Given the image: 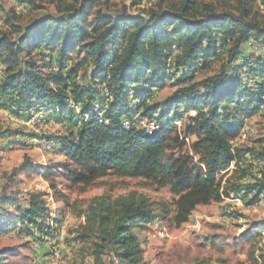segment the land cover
I'll use <instances>...</instances> for the list:
<instances>
[{
  "label": "trees",
  "instance_id": "obj_1",
  "mask_svg": "<svg viewBox=\"0 0 264 264\" xmlns=\"http://www.w3.org/2000/svg\"><path fill=\"white\" fill-rule=\"evenodd\" d=\"M101 1L76 0L57 14L0 33V108L20 116L43 108L72 126L69 137L55 139L59 151L87 172L69 170L68 178L90 184L113 169L170 185L179 196L174 202L177 226L189 222L197 207L232 195L251 204L264 198V140L260 148L234 144L246 120L264 108V23L252 12L257 2L264 7V0H237L238 6L222 10L204 0H175L145 14L126 9L110 13ZM16 2L38 8L36 0ZM251 40L262 53L251 48ZM217 62V74L196 80ZM245 77L254 79V85L248 86ZM168 80L177 85L174 95L163 105L151 104ZM98 102L103 105L100 112L94 110ZM190 111L196 115H188L179 129L176 121ZM136 113L155 118L159 129L148 133L125 126ZM192 137L191 152H185L186 138ZM247 156L258 162L257 174L240 170ZM30 163L25 156L18 170H32L27 168ZM232 165L233 171L242 172L240 179L250 176L251 181L227 178L223 183ZM52 167L41 174L58 198ZM46 195L30 191L23 206L17 197L0 193V234L14 227L39 241L50 236L56 218ZM10 205L16 207L15 214L6 210ZM77 214L85 220L76 240L87 246L94 264H145L139 232L156 218L145 194L97 195ZM259 230L248 235L258 239L248 252L250 264H264ZM8 254L7 248L0 249V264H10Z\"/></svg>",
  "mask_w": 264,
  "mask_h": 264
},
{
  "label": "rangeland",
  "instance_id": "obj_2",
  "mask_svg": "<svg viewBox=\"0 0 264 264\" xmlns=\"http://www.w3.org/2000/svg\"><path fill=\"white\" fill-rule=\"evenodd\" d=\"M175 0H102L101 6L110 13H120L126 9L131 14H145L150 9H158L162 4ZM217 6L218 10L225 7L238 6L237 0H204ZM77 4L76 0H36L38 8L33 9L26 4L17 3L16 0H0V33L14 32L12 26H25L31 21L46 14H57L60 8L67 4ZM252 12L258 14L259 20L264 23V7L255 3ZM13 38L18 37L13 33ZM253 40L250 41L251 44ZM257 53L263 50L251 47ZM89 67L84 68L80 76L85 77ZM221 62H217L211 69L200 71L196 80H203L217 74ZM49 70H44L48 73ZM0 73L2 68L0 66ZM0 74V77H1ZM80 79V77H79ZM254 79L247 83L253 86ZM177 90L175 81L168 80L166 87L156 91L150 103L163 105ZM183 107L181 108V110ZM24 115H14L6 109L0 108V193L17 197L18 204L25 206L28 192L43 191L48 205L52 210L51 222L54 232L46 239L39 241L28 234L24 229L9 228L0 234V249L7 248V260L10 264H37L38 258L56 247L62 253V258L53 260L50 264H94V258L88 254L87 246L78 242V231L84 224V217L78 216V211L85 210L90 200L97 195L111 196L129 195L132 193L145 194L151 201L156 218L139 232L140 239L145 248V264H250L248 252L257 242V236L249 238L260 227V234L264 236V198L257 203H249L236 198H226L222 202H213L201 205L193 212L190 221L177 226L174 222L175 200L179 197L172 192L171 186H159L151 180L142 177L123 175L113 169L97 178L90 184L80 183L73 177L68 178L69 170L87 172L83 165L72 161L65 153L57 150L50 152L45 149V143L56 140L55 137H69L72 126L67 122H59L48 113L33 109L23 112ZM137 114V113H136ZM133 117L135 119L136 117ZM176 121L181 129L187 116ZM133 125L144 129L142 123L132 120ZM15 131L29 137L27 146L13 145ZM155 132V131H154ZM153 133V132H152ZM17 134V133H16ZM44 136L49 138H43ZM195 138H186L185 152H191L190 144ZM264 140V108L251 119L246 120L239 136L235 139L236 146L260 148ZM57 141V140H56ZM25 156L31 159L26 173L18 168L25 163ZM264 161H260V165ZM47 166H53L58 186V198L53 195L50 182L41 172ZM224 177L232 182H250V176L240 179L241 171H233ZM249 170V175L257 174L259 164L251 156L243 159L240 170ZM10 214L16 213L15 206H7ZM52 242V245H51ZM39 244V247L37 246ZM54 244V245H53Z\"/></svg>",
  "mask_w": 264,
  "mask_h": 264
},
{
  "label": "bare ground",
  "instance_id": "obj_3",
  "mask_svg": "<svg viewBox=\"0 0 264 264\" xmlns=\"http://www.w3.org/2000/svg\"><path fill=\"white\" fill-rule=\"evenodd\" d=\"M2 75V74H1ZM1 78L2 77H0V81H1ZM244 81H245V83L247 84L248 82H250L251 81V78H248V77H245L244 78ZM105 92H106V94L108 95V91H107V89H105ZM106 97V96H105ZM107 100V99H106ZM107 101H109V100H107ZM74 102V101H73ZM73 102H70V104H71V106L72 107H74V108H76V110L78 111V110H80V105L79 104H76V103H73ZM102 108H103V105L101 104V103H96L95 104V107H94V110L95 111H101L102 110ZM37 111L39 112V111H41V112H44L45 113V110L43 109V108H39V109H37ZM194 113H195V115H196V112L195 111H190L189 112V114L191 115V116H194ZM100 115H102V112L100 113ZM135 116V115H134ZM133 116V117H134ZM87 119V117L85 118V120ZM135 119L137 120V122H140V123H142L143 124V126L145 127L144 128V130L145 131H147L148 133H152V132H154V131H156V130H158L159 129V125H158V122L156 121V119L155 118H147V117H144V116H142L141 115V113H137L136 114V117H135ZM135 119H132V120H134L135 121ZM132 120H127V121H125L124 122V125L125 126H130V125H133V121ZM147 120H149V121H151V122H155V123H157V125L155 126V127H151V128H149L148 130H147ZM82 124V123H81ZM80 124V125H81ZM138 126H140V125H138ZM137 126V127H138ZM22 142H24V143H22ZM30 141L29 140H26V136L24 135L23 136V134L22 133H17V134H15L14 135V137H13V145L14 146H17V147H24V145L25 146H27V144L29 143ZM42 146H44V148L45 149H47V150H49L50 152H54V151H57V150H59L60 148H61V144H60V142L59 141H56V140H50L49 142H47V143H45L44 145H42ZM262 164L264 165V162H262ZM51 245H52V242H51ZM54 245V244H53ZM62 253L60 252V250L59 249H57L56 247H54V249L53 250H51V252H50V254L48 255V257H51V258H49V259H46L45 261H43V263H40V264H50V262L51 261H53V260H59V259H61L62 258Z\"/></svg>",
  "mask_w": 264,
  "mask_h": 264
},
{
  "label": "built area",
  "instance_id": "obj_4",
  "mask_svg": "<svg viewBox=\"0 0 264 264\" xmlns=\"http://www.w3.org/2000/svg\"><path fill=\"white\" fill-rule=\"evenodd\" d=\"M250 45L253 46V45H254V42H251ZM0 74H1V73H0ZM252 83H254V80L252 81ZM70 102H73V100L70 99ZM73 103H74V102H73ZM194 115H195V113H194ZM156 125H157V123H155V122H151V121L147 120V130H148L149 128H151V127H155ZM28 138H29V137H26V140H28ZM187 141H188V140H187ZM22 143H24V142H22ZM37 246L39 247V244H37ZM49 258H51V257H48V256H47V252H46L45 254H43L42 256H40V257L38 258V263H37V264L43 263V261H45L46 259H49Z\"/></svg>",
  "mask_w": 264,
  "mask_h": 264
}]
</instances>
